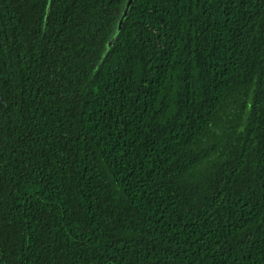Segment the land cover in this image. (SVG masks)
I'll return each mask as SVG.
<instances>
[{
	"label": "trees",
	"instance_id": "obj_1",
	"mask_svg": "<svg viewBox=\"0 0 264 264\" xmlns=\"http://www.w3.org/2000/svg\"><path fill=\"white\" fill-rule=\"evenodd\" d=\"M126 2L0 0V264H264V0Z\"/></svg>",
	"mask_w": 264,
	"mask_h": 264
},
{
	"label": "water",
	"instance_id": "obj_2",
	"mask_svg": "<svg viewBox=\"0 0 264 264\" xmlns=\"http://www.w3.org/2000/svg\"><path fill=\"white\" fill-rule=\"evenodd\" d=\"M132 2H133V0H127V2L125 4V9H124V12H123V15H122V20H121L120 26H121L122 22L124 21V19L127 16V13H128V11L130 9V6H131Z\"/></svg>",
	"mask_w": 264,
	"mask_h": 264
}]
</instances>
